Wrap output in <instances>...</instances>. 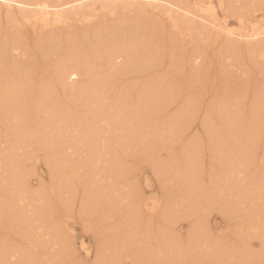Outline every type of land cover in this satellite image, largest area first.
Instances as JSON below:
<instances>
[{"label": "bare ground", "instance_id": "bare-ground-1", "mask_svg": "<svg viewBox=\"0 0 264 264\" xmlns=\"http://www.w3.org/2000/svg\"><path fill=\"white\" fill-rule=\"evenodd\" d=\"M214 1L220 16L213 0H0V264H264V0ZM224 67L229 89L188 92ZM209 91L223 105L194 124Z\"/></svg>", "mask_w": 264, "mask_h": 264}, {"label": "rangeland", "instance_id": "rangeland-1", "mask_svg": "<svg viewBox=\"0 0 264 264\" xmlns=\"http://www.w3.org/2000/svg\"><path fill=\"white\" fill-rule=\"evenodd\" d=\"M212 5L214 6V10L217 12L218 16H220V8H218L219 6H218L217 2L213 0ZM262 7H264V2H263V6ZM261 15L262 14L259 12V17ZM262 17L263 18H260L259 21H260V23L263 24L264 23V16H262ZM229 22H230L229 23L230 26H234V27L237 26L236 22L233 19H229ZM164 30H166V31L168 30L169 31V29L167 27H165ZM151 42L153 43V41H151ZM214 49H216L215 45H211V44L208 45L207 51H206V54L207 53L208 54H207V56L205 55V58L207 60L213 59L212 51ZM177 51L180 52V49L178 48V50H177V48H175L172 51V53L170 54V56H169V57H172V60H173V62L175 64L176 63H180L182 61L189 60V58L192 56V52H193V51L191 52V50H188L187 52L181 54V53H178ZM164 55H166V57L164 56V58H165L164 59L165 60L164 64L162 65V67L157 69L153 73V75H158V74L162 75V74L166 73L165 71H166V68H167L168 63H169L168 61H170V60H169V57H167L169 55V53H165ZM51 58H55V57L52 56ZM205 58H204V60H206ZM44 68H46V66L41 63L40 68H39L37 73H40L39 72V71H41L40 69H42L41 72L43 73V69ZM224 68H225L224 69L225 70L224 71V76H226L225 77V81L220 80L221 78H213L212 79V77H214V74H217V72L214 73V71H212V69H210L211 71L209 70V78H208V80H206V79H204L203 81L201 80V83L199 82L198 84H191L190 82L188 83V85L191 84L190 87L188 88V92L189 93L192 92V93L196 94L195 90H196L197 85H199L203 90H205L206 87L209 86L208 82L210 81V79H211V84H213V83L215 85H218V84L220 85L221 84L224 88H228L229 89L231 84L233 83L234 78L232 76H230V74H229L230 72L227 71L229 67L228 68L224 67ZM237 70H238V68H237ZM235 73H237L236 70H235ZM235 73H233V74L235 75ZM237 74H239L240 77L242 78V79H240L241 82H245V81H243V80H245V74H242L241 72H238ZM172 75H174V76L178 75V71L174 70ZM37 76H36L37 79L35 81H38L40 75L38 74ZM213 94H214L213 91H209L203 97V99H200L199 104H198V110H196V119L192 121V122H194V124H197L199 119L204 117V111H205L206 108H208V106L210 107L211 105H216V107H217V106H222L223 105V103H221L220 101L217 100V98H216L217 96H214ZM249 103H250V97L247 98L246 101H245L246 106L249 105ZM173 110L174 109L172 108L171 111H173ZM196 128H197V126L195 127V129H192L191 127L188 129V133H187L188 137L187 138H190L193 135H198L199 137H201L203 139L201 142H203V145H204L206 143V138H207L206 134H204L205 131H203L201 129H198L199 131H196ZM173 151H175V150H173ZM205 152L206 153H204V154H207L206 150H205ZM165 156H166V153L162 152V157L166 158ZM205 158L208 161V159H209L208 155H206ZM131 159L132 158H130L129 162L131 163L130 165L133 167L134 171H132V174L130 175V177L131 178L133 177V179L136 177V180L135 179L134 180L137 181L136 183H137L138 186L140 185L139 187L141 188L143 194H145L147 196L159 195L160 186L158 185L159 184V181L157 180L158 177H156L154 172L151 171L152 168H150V166L147 164V162L145 160L143 162H141V160L138 159L140 161V163H139V161L137 159H132L134 161V163H136V164L138 163L139 164V165L137 164L138 165L137 166L136 164L132 163ZM145 162H146V164H145ZM133 165H135V166H133ZM36 171H37L38 175L36 177L33 176L31 178V184L34 187H39V181H38V176L39 175L41 176V178L44 181H48L47 169L44 166L43 161H39L37 163ZM208 218H209V225L212 228L213 232H215V233L229 232L230 230L233 229V225L231 223H230V225L228 227H226L225 226V223H226L225 219L222 216H220L219 214H217L216 212H211ZM176 227L178 228L180 234H185L186 229H187V225H186L185 221H179ZM75 235H76L75 243H76V247L78 249V253L84 259H87L85 256H89V257L91 256L90 258L88 257L89 258L88 261H91V259L93 258L92 255H93L94 243L90 239V235L87 234V233L85 234V232H83L82 229L79 226H76V228H75ZM253 243H254L255 246H258L259 242L258 241H254ZM127 264H136V262H127Z\"/></svg>", "mask_w": 264, "mask_h": 264}]
</instances>
